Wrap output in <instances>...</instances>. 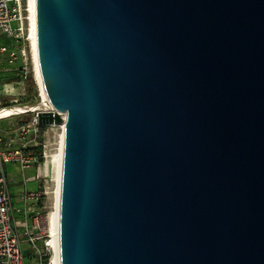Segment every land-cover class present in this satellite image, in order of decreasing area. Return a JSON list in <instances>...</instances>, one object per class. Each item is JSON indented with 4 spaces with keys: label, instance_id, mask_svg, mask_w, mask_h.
I'll return each mask as SVG.
<instances>
[{
    "label": "water",
    "instance_id": "95a60500",
    "mask_svg": "<svg viewBox=\"0 0 264 264\" xmlns=\"http://www.w3.org/2000/svg\"><path fill=\"white\" fill-rule=\"evenodd\" d=\"M33 47L60 264H264V0H33Z\"/></svg>",
    "mask_w": 264,
    "mask_h": 264
},
{
    "label": "built area",
    "instance_id": "2783aa9c",
    "mask_svg": "<svg viewBox=\"0 0 264 264\" xmlns=\"http://www.w3.org/2000/svg\"><path fill=\"white\" fill-rule=\"evenodd\" d=\"M31 33V0H0V38L5 39L0 43V67L12 66L19 59L27 62L31 58L33 61ZM23 69L27 78L26 66ZM46 101L42 97L39 108L15 110L10 114L8 117L31 112L28 121L10 132L0 128V264H27L26 256L36 264H56L51 231L45 227L38 206L43 192L29 190V178L23 181V189L15 190L12 186L17 182L9 171L13 168L24 174L27 169L48 160L50 149L40 140L38 119L40 111H48L45 110ZM38 240H42L40 245H37ZM23 241L29 243L28 255L21 246Z\"/></svg>",
    "mask_w": 264,
    "mask_h": 264
},
{
    "label": "rangeland",
    "instance_id": "374dc122",
    "mask_svg": "<svg viewBox=\"0 0 264 264\" xmlns=\"http://www.w3.org/2000/svg\"><path fill=\"white\" fill-rule=\"evenodd\" d=\"M4 41V38H0V43ZM23 66H26L27 78L31 76L34 79V85L32 87H28L25 83L26 74ZM33 69L31 58L27 62L19 59L16 64L12 66L0 67V109L6 107L0 112V118H6L0 120V128L7 130V132H10L11 129L24 122L21 120L23 118L22 116L8 117L10 114L14 113L15 110L22 112L23 109L39 108L42 104L40 86L36 80ZM13 107L18 108L15 109ZM7 111L9 113H4ZM2 113H4L3 116H1ZM59 125L60 124L45 125L40 134V140L47 144L50 149L47 161H44L40 166L27 169L24 171V174L13 168L9 169L12 178L17 182L16 185L12 186L15 190L23 189V181L25 178H31L27 183V188L29 190L39 189L43 192L38 206L41 216L44 218L45 227L48 230H50L48 218L53 208V190L56 178L55 163L51 155L56 153L60 134L62 133ZM36 150H38V148H36ZM41 242L42 240H38L37 245H40ZM21 246L23 250L28 253L30 248L29 243L23 241ZM25 260L27 264H36L35 261L28 256L25 257Z\"/></svg>",
    "mask_w": 264,
    "mask_h": 264
},
{
    "label": "bare ground",
    "instance_id": "6f19581e",
    "mask_svg": "<svg viewBox=\"0 0 264 264\" xmlns=\"http://www.w3.org/2000/svg\"><path fill=\"white\" fill-rule=\"evenodd\" d=\"M31 19H32V57H33V67H34V74L36 77V80L38 81V84L40 86V91L42 94V97L44 100H47L46 94L43 88L42 79L38 77L36 65L34 61V47H33V0H31ZM46 109L48 111H53V109L48 101H46ZM61 113L60 110H56ZM1 112V111H0ZM4 113H9L4 112ZM2 113L1 116L4 115ZM63 117H66V113L64 112ZM65 123H62L59 125V127L62 130V133L60 134V139L57 147L56 153L51 155V158L53 159L55 163V172H56V178H55V185L53 190V208L52 211L49 214V227L51 231V243L54 250L53 260L56 262V264H60V258H59V214H60V190H61V175H62V161H63V150H64V136H65Z\"/></svg>",
    "mask_w": 264,
    "mask_h": 264
},
{
    "label": "trees",
    "instance_id": "16d2710c",
    "mask_svg": "<svg viewBox=\"0 0 264 264\" xmlns=\"http://www.w3.org/2000/svg\"><path fill=\"white\" fill-rule=\"evenodd\" d=\"M25 83L27 84V86L28 87H32L33 85H34V79H33V77H28V78H26V80H25ZM30 116H31V112H29V113H27V114H24V115H22V121H28L29 120V118H30ZM44 129V126H42L41 125V133H42V130ZM33 150H36V148H34ZM28 253H26V255H27Z\"/></svg>",
    "mask_w": 264,
    "mask_h": 264
},
{
    "label": "crops",
    "instance_id": "0c3cea01",
    "mask_svg": "<svg viewBox=\"0 0 264 264\" xmlns=\"http://www.w3.org/2000/svg\"><path fill=\"white\" fill-rule=\"evenodd\" d=\"M29 179H31V178H29Z\"/></svg>",
    "mask_w": 264,
    "mask_h": 264
}]
</instances>
